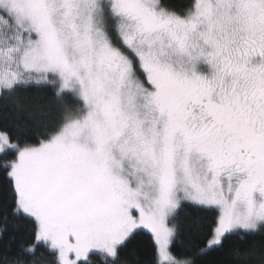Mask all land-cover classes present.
<instances>
[{"label": "snow or ice", "instance_id": "snow-or-ice-1", "mask_svg": "<svg viewBox=\"0 0 264 264\" xmlns=\"http://www.w3.org/2000/svg\"><path fill=\"white\" fill-rule=\"evenodd\" d=\"M34 87L36 141L0 125V238L30 224L0 264H128L143 231L155 264H197L264 234V0H0V99ZM184 204L212 219L175 255Z\"/></svg>", "mask_w": 264, "mask_h": 264}, {"label": "trees", "instance_id": "trees-1", "mask_svg": "<svg viewBox=\"0 0 264 264\" xmlns=\"http://www.w3.org/2000/svg\"><path fill=\"white\" fill-rule=\"evenodd\" d=\"M177 6L185 0H171ZM21 103L23 111L17 109V102L14 98L0 99V125H14L19 123L24 129L22 135L27 142H35L42 122L48 119L51 113L48 106L52 103L51 90L44 87L30 88L21 93ZM12 202L11 182L6 174L0 170V206H8ZM211 217L206 216L194 206L184 204L178 210L175 223L178 232L175 237L172 251L175 255H184L191 252L193 244L201 243L207 235L211 224ZM6 227V232L0 238V255H11L15 251L13 246L8 251L7 245L13 237L17 240L26 236L30 230V224L23 219H10ZM239 248L241 251L254 249L256 255L253 256L251 264H260L261 255L264 254V234L245 236L244 239L233 236L225 248L212 251L207 256H194L197 264H236L231 249ZM42 260L51 261L49 254L41 250ZM126 259L128 264H155L154 242L151 234L143 231L127 249Z\"/></svg>", "mask_w": 264, "mask_h": 264}]
</instances>
